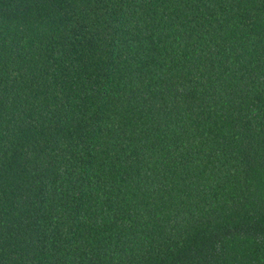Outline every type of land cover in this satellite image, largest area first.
<instances>
[{"label":"trees","instance_id":"trees-1","mask_svg":"<svg viewBox=\"0 0 264 264\" xmlns=\"http://www.w3.org/2000/svg\"><path fill=\"white\" fill-rule=\"evenodd\" d=\"M0 264H264V0H0Z\"/></svg>","mask_w":264,"mask_h":264}]
</instances>
